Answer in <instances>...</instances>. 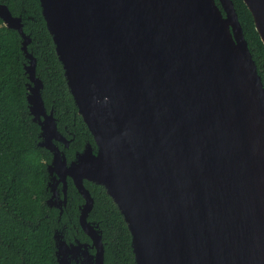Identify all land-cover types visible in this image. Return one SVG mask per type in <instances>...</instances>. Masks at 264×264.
<instances>
[{"label":"water","instance_id":"95a60500","mask_svg":"<svg viewBox=\"0 0 264 264\" xmlns=\"http://www.w3.org/2000/svg\"><path fill=\"white\" fill-rule=\"evenodd\" d=\"M38 1L95 142L70 160L22 16L0 2V18L21 37L27 106L51 152L46 203L66 204L70 177L88 264H104V244L85 179L122 214L135 264H264V86L233 0ZM243 2L264 44V0ZM53 237L69 264L79 246Z\"/></svg>","mask_w":264,"mask_h":264},{"label":"trees","instance_id":"16d2710c","mask_svg":"<svg viewBox=\"0 0 264 264\" xmlns=\"http://www.w3.org/2000/svg\"><path fill=\"white\" fill-rule=\"evenodd\" d=\"M0 2L12 15L22 16L23 31L31 38L27 49L36 59L35 74L42 81L44 105L53 109L58 130L71 137L65 149L70 160L86 142L93 146L95 142L69 92L39 1ZM233 2L264 86V44L246 4ZM27 62L18 31L0 18V264H58L53 234L60 225L59 210L46 203V164L51 152L37 144L40 127L32 120L26 101ZM84 185L94 199L88 219L101 229L104 264H135L131 235L116 204L102 185L86 179ZM67 196L62 219L70 218L79 238L88 240L78 223V204L84 199L69 177Z\"/></svg>","mask_w":264,"mask_h":264},{"label":"flooded vegetation","instance_id":"af4514ba","mask_svg":"<svg viewBox=\"0 0 264 264\" xmlns=\"http://www.w3.org/2000/svg\"><path fill=\"white\" fill-rule=\"evenodd\" d=\"M69 133L70 132H67V134H69ZM63 135L69 141L68 142V146H67V147H69V143H70L71 137H68L65 134H63ZM56 142H57L58 146L60 148H63L64 151H65V149L67 147H64V142H60V141H56ZM60 185H61V183L58 185V188H57L58 193L56 194L58 200H59L60 193L61 194L63 193ZM66 195H67V190H66ZM83 202H84V200H83ZM83 202H81V203L78 204V210H79V208H80V206L82 205ZM56 203H59V202H56ZM67 203H68V196H67V202H66V204L63 205L61 209L58 208V207L53 206V207H55V208H57L59 210V212H58V222H59L60 225H59V228H57V230H60L61 231L62 237H63V239L66 241V243L68 245H70V243H73L75 245H78V244L83 245L84 243H86L87 246H85V248L88 249L89 253L93 254L95 252V249L93 247H90V245H89V243H91V239L86 234L85 235L88 237V240H82V239H80L79 238L80 236L78 235V229L75 227L74 222L71 221L70 218L62 219L63 218L62 215L65 213V210H66V207H67ZM79 212H80V210H79ZM88 215H89V213H88ZM78 218H79V213H78ZM87 219H88V216H87ZM89 221H91V220H89ZM78 223H79V219H78ZM79 226H80V224H79ZM78 246H79V248H76L74 251L66 253V257L69 260V264H88V262L86 261L87 257L85 258L84 251H83V248L84 247L83 246H80V245H78ZM61 255H63V254H61Z\"/></svg>","mask_w":264,"mask_h":264}]
</instances>
